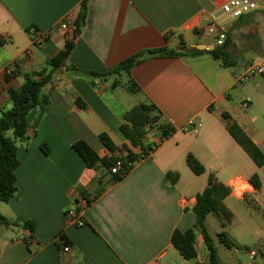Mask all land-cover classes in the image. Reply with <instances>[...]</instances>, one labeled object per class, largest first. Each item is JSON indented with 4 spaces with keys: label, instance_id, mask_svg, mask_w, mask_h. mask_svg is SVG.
I'll return each mask as SVG.
<instances>
[{
    "label": "crops",
    "instance_id": "crops-1",
    "mask_svg": "<svg viewBox=\"0 0 264 264\" xmlns=\"http://www.w3.org/2000/svg\"><path fill=\"white\" fill-rule=\"evenodd\" d=\"M224 1L88 0L85 24L77 35L80 0H0V112L11 108L7 91L21 88V74L47 69L67 42L74 44L68 67L105 75L54 72L52 84L43 89L50 108L29 114L30 140L18 144L20 195L3 203L0 213L18 224L33 222L34 232L31 238L21 225L6 227L0 264H191L171 241L174 231L186 232L195 225L196 197L207 186L208 177L200 180L187 166L189 154L204 165L205 174L214 173L225 186L234 179L249 184L243 197L231 193L225 200L232 223L233 200L245 205L250 217L264 220V167L258 168L234 141L224 118L228 114L264 153V74L237 83L244 64L264 63V11L231 19L221 12ZM68 18V28L62 29ZM214 22L227 33L231 67L203 53L150 58L134 66L129 76L107 75L147 50L169 48L187 54L198 44H213L205 31ZM38 31L50 36L43 47L35 48L32 39ZM11 67L19 74L7 79ZM126 93L142 100L134 103ZM246 100L249 110L242 106ZM142 103L155 105L162 114L160 124L173 132L167 139L162 133L159 139L149 133L144 145L153 144L154 150L112 183L110 170L100 165L88 169L73 144L85 141L100 158L108 159L112 154L100 140L105 133L117 147L138 154L120 127L124 114ZM199 120L203 125L198 133L187 128ZM43 144L49 155L41 149ZM169 172L179 174L176 182ZM253 175L260 178V190L249 182ZM83 196L92 200L86 209L79 203ZM78 208L86 224L69 226L67 214ZM62 235L68 245L62 246ZM255 235L264 251V229ZM196 250L197 259L192 261L210 264L200 234ZM217 251L220 264H242L238 248L226 255L222 248ZM263 251L246 246L245 255L251 260L254 252L252 260L259 264Z\"/></svg>",
    "mask_w": 264,
    "mask_h": 264
},
{
    "label": "trees",
    "instance_id": "trees-1",
    "mask_svg": "<svg viewBox=\"0 0 264 264\" xmlns=\"http://www.w3.org/2000/svg\"><path fill=\"white\" fill-rule=\"evenodd\" d=\"M80 1L81 9L76 20L75 29L77 35L84 26L87 16L88 0ZM73 48L74 44L72 42H67L64 50L48 61L47 69L41 72L21 74L24 78V84L21 88L9 89L7 91L11 108L4 109L0 112V203H8L12 198L20 195L16 176V170L20 165V160L18 158V144L26 143L30 140L29 114L35 109L46 112L50 108V100L43 94V89L52 84L53 73L64 69L78 76L87 75L99 78L105 77L103 74L92 72L86 73L74 67H68L66 63ZM227 49L228 41H226L223 46L207 52L191 49L189 50V53L181 54L169 48L147 50L124 60L111 69L107 75L123 73L129 76L130 71L134 66L150 58L193 57L203 53L209 54L214 60L218 61L225 67H231L233 63L231 55ZM18 74V71L14 70L12 74L7 76V79ZM78 104L81 105L80 102H78ZM161 118V112L152 103H142L124 114L123 124L120 127L121 133L133 148L140 150L138 154H135L126 146H123L122 148L117 147L111 138L105 133L100 135V140L106 149L112 154L110 158H100L85 141L74 143L73 149L83 160L88 169H96L100 165L105 169L111 170L114 161L119 158L117 155L122 151L126 152L127 161L135 165V163L144 159L156 147L154 145H144V141L151 129L155 127L159 128L164 139H167L173 132L172 129H169V126L165 127L160 124ZM224 118L229 121L228 131L234 141L243 149L258 168H263V151L235 121L231 120V117L228 114H225ZM41 149L45 155H49L50 149L47 145L43 144ZM186 163L195 175L201 176L206 173L204 165L192 154L187 156ZM132 169L133 166H127L126 172L123 176L112 175L111 182L117 183L121 181ZM168 175L174 182L179 178L178 173L169 172ZM249 182L256 190L261 189V181L258 175H253ZM98 183L101 186L103 185L102 181H99ZM229 195V187L221 183L214 173H210L208 175L207 186L196 197V205L193 209L196 216L195 225L186 232L178 230L174 231L171 238L173 246L185 260L192 261L197 259L196 239L197 235L200 234L209 250V263L220 264L217 248L208 232L207 218L210 214H215L219 217L222 228H227L231 225L233 215L225 206V200ZM82 198L87 201L88 206L91 205L92 200L86 196H83ZM76 211L81 212L82 210L78 208ZM20 225L30 231V237L32 238L34 232L33 222L28 221L24 224H18L8 220L0 213V227H13ZM60 240L62 241V246L69 244L64 235L60 237ZM218 240L227 249L239 248L237 242L224 231L219 233Z\"/></svg>",
    "mask_w": 264,
    "mask_h": 264
},
{
    "label": "built area",
    "instance_id": "built-area-1",
    "mask_svg": "<svg viewBox=\"0 0 264 264\" xmlns=\"http://www.w3.org/2000/svg\"><path fill=\"white\" fill-rule=\"evenodd\" d=\"M256 11H264V0H225L221 4V12L231 18V19H239L247 14H250L252 12ZM71 19L68 18L67 22L62 24V29L68 28V23ZM206 36L211 38L213 40V44L217 47H221L225 44L227 40V33L223 29L221 25L218 23H211L207 27L205 31ZM50 36V32H36L32 39V45L35 48L43 47L46 41L48 40ZM28 55H32V50H28L26 52ZM13 68H9L8 74L13 73ZM264 74V63L258 62V63H247L244 64L241 68V74L237 78V83L240 85L246 84L251 81L252 78L256 76H261ZM242 106L245 110L250 109V102L249 101H243ZM202 121L199 120L197 124L190 123L188 127H191L192 131L194 133H198L200 128L202 127ZM127 166H134V164L130 163L126 159V154L122 155L121 157L117 158L113 166L110 170L112 175H121L123 176L126 172ZM230 194L232 193L236 197H243L244 194L247 192L249 188V184L242 179H234L229 184ZM79 203L83 208H87L88 204L87 201L84 198H81L79 200ZM67 223L69 226H75V227H83L86 222L83 220V214L82 211L78 212L76 210L69 211L67 214ZM70 247L66 246L63 248V251L65 253L69 252ZM251 259L254 258L255 253L250 252Z\"/></svg>",
    "mask_w": 264,
    "mask_h": 264
},
{
    "label": "rangeland",
    "instance_id": "rangeland-1",
    "mask_svg": "<svg viewBox=\"0 0 264 264\" xmlns=\"http://www.w3.org/2000/svg\"><path fill=\"white\" fill-rule=\"evenodd\" d=\"M127 78H123V85L126 87L127 86ZM126 97H128L130 100L134 101H141L142 98L141 96H135L131 95L129 93L125 94ZM238 103H235V106H237ZM150 134L154 135L156 134L157 138H161V133L160 129L155 127L150 130ZM153 145V144H152ZM120 157V156H119ZM189 174L192 175V172L188 170ZM263 177H264V170H262ZM209 174H204L203 176L201 175L200 180L204 179L206 180ZM197 176V175H196ZM233 202H236L234 204ZM233 202H229V205H231L235 209L236 213V219L235 221L229 225L227 228H222L221 226V221L219 217L215 214H210L208 216V222H207V227H208V232L210 236L212 237L214 244L219 248H222L224 250V253L222 254H228L230 249L225 248L224 245H222L219 240H218V235L221 232H226L229 234L238 244L239 246V259L242 261V264H248V263H253L254 260H250L245 254H246V246L250 247L251 249L255 250H262L261 245L262 241L257 240L256 238V232L259 231L260 229H264V220H261L257 217V215H254L252 217L249 216V211L247 210L248 208L243 205V204H238L237 201L233 200ZM257 205H255L256 208ZM0 207H3V203H0ZM258 208V207H257ZM7 232L6 227H0V246L3 243V238L6 237L4 233ZM6 234V233H5ZM234 251V250H233ZM264 252V251H263ZM191 264H196L195 261H190ZM259 264H264V261L261 257L258 259Z\"/></svg>",
    "mask_w": 264,
    "mask_h": 264
},
{
    "label": "water",
    "instance_id": "water-1",
    "mask_svg": "<svg viewBox=\"0 0 264 264\" xmlns=\"http://www.w3.org/2000/svg\"><path fill=\"white\" fill-rule=\"evenodd\" d=\"M194 47L200 51H212L217 48V46L214 44H198Z\"/></svg>",
    "mask_w": 264,
    "mask_h": 264
}]
</instances>
